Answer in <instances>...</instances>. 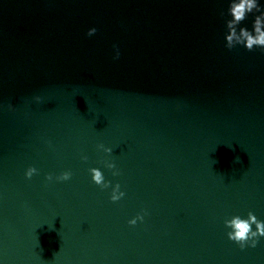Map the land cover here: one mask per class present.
<instances>
[{"label": "water", "instance_id": "1", "mask_svg": "<svg viewBox=\"0 0 264 264\" xmlns=\"http://www.w3.org/2000/svg\"><path fill=\"white\" fill-rule=\"evenodd\" d=\"M0 264H85L1 137Z\"/></svg>", "mask_w": 264, "mask_h": 264}, {"label": "clouds", "instance_id": "2", "mask_svg": "<svg viewBox=\"0 0 264 264\" xmlns=\"http://www.w3.org/2000/svg\"><path fill=\"white\" fill-rule=\"evenodd\" d=\"M253 15L252 29L249 30L245 26H241L249 15ZM225 13L221 12V16ZM227 16L229 19L225 20L226 33H225V47L228 50L234 49L236 46H243L247 51L251 52L255 48L264 50V4H261L259 0H230L227 9ZM97 28L92 27L88 30L87 36L91 37L95 35ZM115 49V56L113 59H119L120 50L117 45H113ZM39 101V97H36ZM11 107V105H10ZM99 149H102L105 153L111 154L113 149L105 147L104 145H98ZM83 160H87V156L82 157ZM238 161V160H237ZM106 168L111 170L113 176H118L119 170L114 162L105 161ZM35 167H29L26 170V177L31 179L34 174H37ZM91 173L92 181L100 186L102 189L111 188V200L113 202L121 200L125 193L120 190V184L116 183L114 186L111 181H106L103 172L99 168L89 169ZM71 172L65 171L55 179L58 181H68L71 179ZM48 181L53 180L52 175L47 176ZM146 214V213H145ZM144 214H138L136 217L128 221L130 225H136L138 221H143ZM225 227L229 229L227 237L229 240L234 241L243 250L246 247L255 248L261 237H264V221L258 220L253 212H248L247 218H241L239 215L233 216L231 219L224 221ZM253 225L255 229L253 230Z\"/></svg>", "mask_w": 264, "mask_h": 264}]
</instances>
